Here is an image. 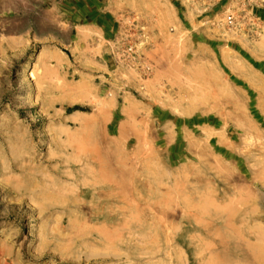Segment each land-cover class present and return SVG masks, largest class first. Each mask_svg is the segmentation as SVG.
Returning a JSON list of instances; mask_svg holds the SVG:
<instances>
[{"label": "rangeland", "instance_id": "1", "mask_svg": "<svg viewBox=\"0 0 264 264\" xmlns=\"http://www.w3.org/2000/svg\"><path fill=\"white\" fill-rule=\"evenodd\" d=\"M0 264H264V0H0Z\"/></svg>", "mask_w": 264, "mask_h": 264}, {"label": "bare ground", "instance_id": "2", "mask_svg": "<svg viewBox=\"0 0 264 264\" xmlns=\"http://www.w3.org/2000/svg\"><path fill=\"white\" fill-rule=\"evenodd\" d=\"M80 141V140H79ZM76 148H77V146H76ZM82 151H84V150H82ZM80 152V151H79ZM97 158H98V156H97ZM102 160V159H101ZM80 161V160H79ZM87 161V160H86ZM97 161H99L98 159H97ZM126 161V160H125ZM124 163V162H123ZM103 164V163H102ZM85 167V166H84ZM99 168V167H98ZM83 170H84V168H83ZM97 170H99V169H97ZM73 171V170H72ZM76 171V170H75ZM102 171V170H101ZM105 171V170H104ZM74 172V171H73ZM90 172V171H89ZM96 172V171H95ZM82 173V172H81ZM99 174H101L100 173V171L98 172ZM87 174V173H86ZM88 175H90V174H88ZM87 176V175H86ZM100 176V178L101 177H103V176H105L104 174H103V176H101V175H99ZM110 177V176H109ZM91 178H92V176H91ZM104 178V177H103ZM259 178V177H258ZM105 179H106V177H105ZM101 182V181H100ZM110 182V181H109ZM81 183V182H80ZM119 183V182H118ZM52 185V184H51ZM93 189H94V192H95V189H104L105 187H108L109 188V195L112 197L111 199L113 200V201H115V199H116V194H115V183H110L108 186H106V185H104V186H100V187H97V184L95 183L93 186ZM119 188V187H118ZM119 191V190H118ZM98 192V190L96 191V193ZM105 192V191H104ZM103 192V193H104ZM81 193L83 194L84 192L83 191H81ZM62 194V193H61ZM103 195V194H102ZM123 196H124V194H123ZM122 196V197H123ZM99 197H101V196H99ZM102 198H104V197H102ZM127 198H129V197H127ZM238 198V197H237ZM161 199V198H160ZM121 200H122V198H121ZM242 200V199H241ZM131 202H132V200H130ZM127 202H128V200H127ZM102 208V203L100 202V203H98V202H96V204L94 203V207H93V210L95 211L94 212V217L96 218V219H98L99 217H100V214H104V212L103 211H101L100 212V210L99 209H101ZM118 208H120V207H118ZM251 208V207H250ZM252 209V208H251ZM110 210H112V209H110ZM130 210V209H129ZM109 212V211H108ZM129 212V211H128ZM154 213V212H153ZM167 213V212H166ZM130 214V213H129ZM121 215H123V214H121ZM135 216V215H134ZM137 216V215H136ZM126 217V216H125ZM106 218V217H105ZM133 218V217H132ZM128 219V218H127ZM112 221V220H111ZM126 221V220H125ZM124 221V222H125ZM81 222V221H80ZM105 223H108L109 222V220L108 219H105V221H104ZM161 222V221H160ZM61 224H63V221H61ZM103 224V223H102ZM124 225H127V224H124ZM62 226V225H61ZM125 228V227H124ZM109 232V231H108ZM102 233H104V232H101V234ZM107 233V232H106ZM110 234V233H109ZM108 234V235H109ZM105 235V234H104ZM117 235V234H116ZM120 235V234H119ZM117 237V236H116ZM108 240V239H107ZM109 242V241H108ZM257 250V249H256ZM257 252V251H256ZM260 254V253H259Z\"/></svg>", "mask_w": 264, "mask_h": 264}, {"label": "built area", "instance_id": "3", "mask_svg": "<svg viewBox=\"0 0 264 264\" xmlns=\"http://www.w3.org/2000/svg\"><path fill=\"white\" fill-rule=\"evenodd\" d=\"M225 21H226L227 25H232L234 23V16H233V14L229 13L225 17Z\"/></svg>", "mask_w": 264, "mask_h": 264}]
</instances>
